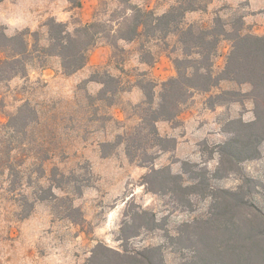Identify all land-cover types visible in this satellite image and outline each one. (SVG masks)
Instances as JSON below:
<instances>
[{
  "label": "rangeland",
  "instance_id": "obj_1",
  "mask_svg": "<svg viewBox=\"0 0 264 264\" xmlns=\"http://www.w3.org/2000/svg\"><path fill=\"white\" fill-rule=\"evenodd\" d=\"M134 5L157 15L175 12L171 31L120 39L136 14ZM50 17L70 31L96 20L107 27L77 72L66 74L59 56L34 51L24 73L0 81V158L11 152L16 169L1 173L0 165V264H88L100 243L131 253L156 248L158 263L162 254L164 264H190L198 249L222 244L230 234L204 223L214 205L227 200L228 217L239 222L264 219V141L256 158L237 162L222 153L239 136V121L255 119L249 83L223 79L209 91L193 90L178 116L157 122L168 138L163 146L151 140L144 151L136 150L154 157L153 163L133 161L125 140L140 128L146 92L157 105L163 82L178 75L176 59L186 57L182 29L221 24L226 32L264 35V9L252 11L247 0H81L80 6L70 0H0L6 33L30 31V48L35 36L39 46L49 44ZM219 40L212 58L216 76L233 44L230 35ZM4 55L0 50V60ZM224 90L238 91L239 101L219 96ZM195 109L214 121L222 139H195L199 123L182 117ZM164 167L178 178L163 187L162 176L148 175ZM225 190L238 192V202Z\"/></svg>",
  "mask_w": 264,
  "mask_h": 264
},
{
  "label": "trees",
  "instance_id": "obj_2",
  "mask_svg": "<svg viewBox=\"0 0 264 264\" xmlns=\"http://www.w3.org/2000/svg\"><path fill=\"white\" fill-rule=\"evenodd\" d=\"M70 1L77 6L81 5V0ZM132 9L136 14L132 17L128 32L120 34V39L126 41H132L147 33L156 35L158 30L170 32L172 21H176L177 15L173 11L157 15L153 10L142 9L138 5H134ZM46 24L49 27V44L39 46V38L35 36L37 32H33L35 44L34 48H30V41L27 38L30 31H20L10 36L0 23V50L5 53L4 58L0 60V81L24 73L27 59L34 51L44 56H59L66 74L77 72L86 66L90 50L98 43L107 27L106 22L96 20L79 25L74 31H70L66 23L54 17H50ZM181 33L186 47V57L176 59L178 75L163 82L161 98L157 105L154 96L146 92V99L140 105L142 112L140 128L129 132L125 139L128 156L133 161L143 164L153 163L154 157L150 158L147 153L145 154L146 151L141 157L137 151L141 148L144 151L146 143L149 144L151 140L156 143L155 145L163 146L168 139L160 135L157 122L178 116L181 105L188 100L193 90L209 91L212 87L218 86L223 79L251 85L249 93L255 103V119L250 122L242 119L239 121L241 123L239 136L225 143L222 146V153L226 158L237 162L260 156L259 144L264 141V35L244 34L240 30L226 32L221 24L218 29L197 30L191 25L182 29ZM220 35H230L233 44L223 73L216 76L212 71V58L217 50ZM235 95H238V91L224 90L219 96H231L232 98L227 100L239 101L238 98H234ZM24 108L30 113H35L30 103H26ZM122 141L123 138L120 142ZM109 145L112 143H104V146ZM10 158L11 152H7L5 158H0V165L4 167L1 173L6 170L10 174L15 172ZM154 174L162 176L159 185L163 187L169 185L174 178H178V175H173L167 167L154 168L148 176ZM145 183L150 185L148 180ZM224 192L236 196L238 202L240 198L237 197L238 192L228 190ZM241 202L242 200L239 203ZM224 204L214 205V211L204 223L210 227L215 225L216 228L223 226L230 234L222 244L212 242L209 248L198 249L196 258L190 264H198L200 261L201 264H264V219L248 217L239 222L237 218L228 217L230 204L227 200ZM143 212L148 214L146 210ZM156 250L158 249L148 248L134 253L127 250L121 252L100 243L95 247L88 264H164L162 254L158 263V258L154 256Z\"/></svg>",
  "mask_w": 264,
  "mask_h": 264
},
{
  "label": "crops",
  "instance_id": "obj_3",
  "mask_svg": "<svg viewBox=\"0 0 264 264\" xmlns=\"http://www.w3.org/2000/svg\"><path fill=\"white\" fill-rule=\"evenodd\" d=\"M230 1L234 2L235 4H238L243 0H230ZM247 1H248V6L250 7V9H252V11H259V10L264 9V0H247ZM200 114L201 113L195 109L194 112L193 110H189L188 112H185L182 115L183 119L187 120L188 122L190 120H193L199 123V126L196 127L197 129H195L193 133L195 139L206 137V136L209 137L210 139H219V138L222 139L221 132L213 128L215 125L214 121L205 120L203 116ZM184 137H187V136H184ZM179 139H186V138H183V136L181 135ZM190 140H193V138H191ZM181 145L182 143L178 140V146L176 149L178 155H181L180 153L183 148V146Z\"/></svg>",
  "mask_w": 264,
  "mask_h": 264
}]
</instances>
